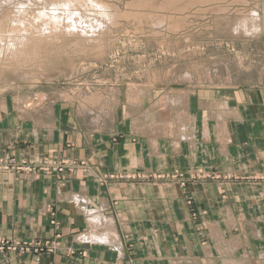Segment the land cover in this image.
<instances>
[{
	"label": "crops",
	"instance_id": "1",
	"mask_svg": "<svg viewBox=\"0 0 264 264\" xmlns=\"http://www.w3.org/2000/svg\"><path fill=\"white\" fill-rule=\"evenodd\" d=\"M131 96L105 117L71 102L36 114L0 103V158L115 173L105 183L80 170L0 173V238L59 243L54 253L0 252V264H264V186L191 181L264 170V89L198 88L152 112ZM176 171L185 189L150 178Z\"/></svg>",
	"mask_w": 264,
	"mask_h": 264
},
{
	"label": "rangeland",
	"instance_id": "2",
	"mask_svg": "<svg viewBox=\"0 0 264 264\" xmlns=\"http://www.w3.org/2000/svg\"><path fill=\"white\" fill-rule=\"evenodd\" d=\"M204 87L264 89V0H0V103L36 114L71 102L87 115L105 117L123 94L132 95L135 105L141 98L142 110L152 112L158 101L168 107L179 93ZM45 159L17 161L56 164L36 176L83 167L96 174L97 183L110 176L88 162ZM150 178L182 189L188 183L177 171ZM191 178L264 186V170L245 178L230 172ZM0 240V252L59 248L56 239Z\"/></svg>",
	"mask_w": 264,
	"mask_h": 264
},
{
	"label": "built area",
	"instance_id": "3",
	"mask_svg": "<svg viewBox=\"0 0 264 264\" xmlns=\"http://www.w3.org/2000/svg\"><path fill=\"white\" fill-rule=\"evenodd\" d=\"M69 163L70 164H68L67 166L70 167L73 171L75 169V168H73L74 163H72V162H69ZM61 164H63V166L66 167L67 163L63 162ZM50 165H56V164L55 163L51 164V163H48L46 161L19 162L12 157L0 158V172H3V171L14 172L13 170H17L18 173L34 174V176H36L37 172L43 171V173H44L46 171H49V169L47 167ZM83 170H84L83 172H85V171L87 172L88 176L93 177V178L97 177L93 171H88L87 168H84V167H83ZM112 176H114V175H110V176H108V178H112ZM114 178H115V176H114ZM114 178H112V179H114ZM105 179L106 178H103V180H105ZM19 244H21V243L18 242V245ZM18 245L15 244V246H18ZM4 246H5L4 241L0 240V247L2 248Z\"/></svg>",
	"mask_w": 264,
	"mask_h": 264
},
{
	"label": "bare ground",
	"instance_id": "4",
	"mask_svg": "<svg viewBox=\"0 0 264 264\" xmlns=\"http://www.w3.org/2000/svg\"><path fill=\"white\" fill-rule=\"evenodd\" d=\"M69 1H70V0H69ZM93 1H94V0H93ZM65 2H66V0H65ZM74 2H75V1H74ZM93 3H94V2H93ZM93 3H92V4H93ZM71 4H72V3H71ZM63 5H65L64 2H63ZM96 5H97V4H96ZM41 16H43V13L41 14ZM45 16H46V15H45ZM45 16H44V17H45ZM71 16H72V15H71ZM53 19H54V17H53ZM55 20H56V19H55ZM57 20H58V18H57ZM57 20H56L55 22H58ZM51 24H52V23H51ZM57 25H59V24H57ZM14 28H15V27H14ZM55 28H56V27H55ZM15 29H16V28H15ZM56 29H57V28H56ZM69 33H70V32H69Z\"/></svg>",
	"mask_w": 264,
	"mask_h": 264
}]
</instances>
